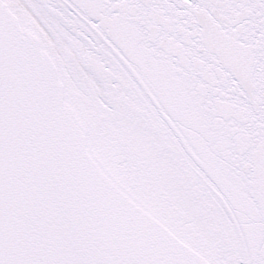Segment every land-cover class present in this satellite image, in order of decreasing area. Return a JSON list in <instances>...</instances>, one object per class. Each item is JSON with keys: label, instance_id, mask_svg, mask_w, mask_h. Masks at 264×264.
Masks as SVG:
<instances>
[{"label": "snow or ice", "instance_id": "snow-or-ice-1", "mask_svg": "<svg viewBox=\"0 0 264 264\" xmlns=\"http://www.w3.org/2000/svg\"><path fill=\"white\" fill-rule=\"evenodd\" d=\"M0 264H264V0H0Z\"/></svg>", "mask_w": 264, "mask_h": 264}]
</instances>
